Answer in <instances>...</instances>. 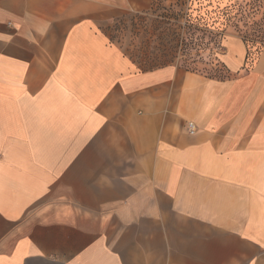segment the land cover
Returning <instances> with one entry per match:
<instances>
[{"label":"crops","instance_id":"1","mask_svg":"<svg viewBox=\"0 0 264 264\" xmlns=\"http://www.w3.org/2000/svg\"><path fill=\"white\" fill-rule=\"evenodd\" d=\"M152 4L0 0V264H264V41L144 65Z\"/></svg>","mask_w":264,"mask_h":264},{"label":"rangeland","instance_id":"2","mask_svg":"<svg viewBox=\"0 0 264 264\" xmlns=\"http://www.w3.org/2000/svg\"><path fill=\"white\" fill-rule=\"evenodd\" d=\"M226 33L250 45L264 41V0H153L145 13L115 23L112 39L150 66L179 62L216 77L228 72L215 58Z\"/></svg>","mask_w":264,"mask_h":264},{"label":"built area","instance_id":"3","mask_svg":"<svg viewBox=\"0 0 264 264\" xmlns=\"http://www.w3.org/2000/svg\"><path fill=\"white\" fill-rule=\"evenodd\" d=\"M187 129H188V132L189 133H193V132H195V126H194V124L193 123H191V122H189L188 123V127H187Z\"/></svg>","mask_w":264,"mask_h":264},{"label":"trees","instance_id":"4","mask_svg":"<svg viewBox=\"0 0 264 264\" xmlns=\"http://www.w3.org/2000/svg\"><path fill=\"white\" fill-rule=\"evenodd\" d=\"M248 46H250V45H248ZM162 64H165V63H162ZM162 64H159V65H162Z\"/></svg>","mask_w":264,"mask_h":264}]
</instances>
